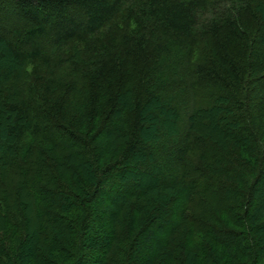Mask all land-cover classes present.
<instances>
[{
    "label": "trees",
    "instance_id": "trees-1",
    "mask_svg": "<svg viewBox=\"0 0 264 264\" xmlns=\"http://www.w3.org/2000/svg\"><path fill=\"white\" fill-rule=\"evenodd\" d=\"M0 264H264V0H0Z\"/></svg>",
    "mask_w": 264,
    "mask_h": 264
}]
</instances>
